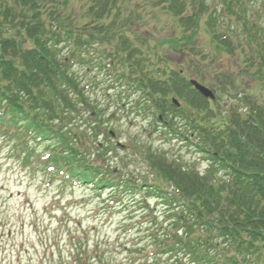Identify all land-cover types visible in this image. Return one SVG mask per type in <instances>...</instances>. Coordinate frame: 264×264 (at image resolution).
I'll list each match as a JSON object with an SVG mask.
<instances>
[{"label":"trees","instance_id":"1","mask_svg":"<svg viewBox=\"0 0 264 264\" xmlns=\"http://www.w3.org/2000/svg\"><path fill=\"white\" fill-rule=\"evenodd\" d=\"M84 1L78 21L62 0H0V129L13 126L47 141L51 163L71 179L94 182L97 190L111 183L83 147L104 118L74 73L75 64L106 58L140 93L143 112H158L172 130L185 120L210 163L202 175L148 156L158 179L171 185L165 197L159 182L154 191L176 227L160 244L169 242L173 256L184 254L190 264H264V1ZM147 8L153 18L167 16L177 35L151 44L131 33ZM203 33L249 79L238 83L225 67L211 74L212 88L229 106L215 108L160 50L188 56L191 71L201 68L205 81L201 64L208 54L196 45ZM171 95L185 105L178 108Z\"/></svg>","mask_w":264,"mask_h":264},{"label":"rangeland","instance_id":"2","mask_svg":"<svg viewBox=\"0 0 264 264\" xmlns=\"http://www.w3.org/2000/svg\"><path fill=\"white\" fill-rule=\"evenodd\" d=\"M62 1L66 13L80 21L85 1ZM255 1L258 6L260 0ZM151 12L145 9L144 19L130 32L151 44L177 35L167 16L153 18ZM196 45L208 54L201 67L210 85L211 74L224 67L236 82L248 85L236 60L216 48L209 34L203 33ZM160 50L187 79L200 74L201 68L191 71L185 54H172L165 46ZM103 59L95 58L88 66L75 64L74 73L104 118L98 135L87 138L83 147L92 161L104 166L111 183L97 190L94 182L68 179L67 173L46 164L53 150L47 141L36 142L13 126L0 129V264H79L82 258L85 264H190L187 256L179 259L168 244H160V237L176 227L164 201L148 190L159 182L167 193L171 185L158 179L148 156L202 175L209 169L208 157L196 148L198 136L187 127L174 133L158 122V112H143L140 93L119 79L120 69L97 66Z\"/></svg>","mask_w":264,"mask_h":264},{"label":"water","instance_id":"3","mask_svg":"<svg viewBox=\"0 0 264 264\" xmlns=\"http://www.w3.org/2000/svg\"><path fill=\"white\" fill-rule=\"evenodd\" d=\"M193 85H195V87L201 92L203 93L205 96L207 97H211L214 98V95L211 91H209L208 89H206L205 87H202L201 85H199L196 81L192 82Z\"/></svg>","mask_w":264,"mask_h":264}]
</instances>
